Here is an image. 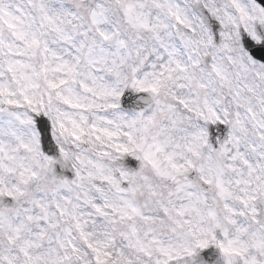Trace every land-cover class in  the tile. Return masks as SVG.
<instances>
[{
  "label": "snow or ice",
  "instance_id": "snow-or-ice-1",
  "mask_svg": "<svg viewBox=\"0 0 264 264\" xmlns=\"http://www.w3.org/2000/svg\"><path fill=\"white\" fill-rule=\"evenodd\" d=\"M0 264H264V0H0Z\"/></svg>",
  "mask_w": 264,
  "mask_h": 264
}]
</instances>
